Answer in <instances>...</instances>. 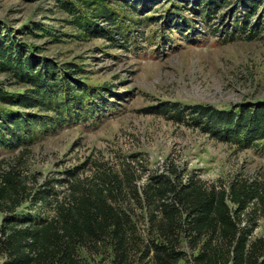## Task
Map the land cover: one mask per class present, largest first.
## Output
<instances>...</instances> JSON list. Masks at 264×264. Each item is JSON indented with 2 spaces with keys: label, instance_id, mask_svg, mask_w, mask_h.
Masks as SVG:
<instances>
[{
  "label": "rangeland",
  "instance_id": "1",
  "mask_svg": "<svg viewBox=\"0 0 264 264\" xmlns=\"http://www.w3.org/2000/svg\"><path fill=\"white\" fill-rule=\"evenodd\" d=\"M71 1L80 13L96 15L94 2L87 7L81 0ZM102 1L111 20L100 15L93 21L109 37L81 33L72 22L73 13L59 0H0V40L27 43L28 52L32 48L34 55L52 59L61 68L74 64L68 84L80 81L85 93L95 88L108 102L101 108L94 98L89 120L63 123L28 146L0 147L2 166L27 148L19 162L35 177L32 186H52L57 198L73 178L66 171L88 176L99 159L114 165L121 160L135 163L142 175L139 184L149 172L170 165L194 173L206 184H227L236 174L264 175V150L238 148L191 123L169 118L173 107L228 109L264 100L261 9L249 12L239 0H221L204 18L201 1L196 0ZM0 83L8 91L25 88L8 73L0 72ZM162 105L165 114L157 111ZM20 112L41 114L37 109ZM53 202L26 201L14 213L17 218L51 217ZM258 223L254 234H264V216ZM80 257L82 264H108L103 254L83 252ZM5 258L0 254V264Z\"/></svg>",
  "mask_w": 264,
  "mask_h": 264
},
{
  "label": "trees",
  "instance_id": "2",
  "mask_svg": "<svg viewBox=\"0 0 264 264\" xmlns=\"http://www.w3.org/2000/svg\"><path fill=\"white\" fill-rule=\"evenodd\" d=\"M59 1L73 13L72 22L81 33L109 37L93 21L100 15L111 20L102 0L80 1L87 7L96 4L94 16L80 13L71 0ZM196 1H201L204 18L222 3ZM239 2L249 12L260 8L264 16V0ZM3 40L0 72L25 88L8 91L0 83V147L28 146L63 123L89 120L94 98L99 99L97 106H108L95 88L87 94L84 83L68 84L74 64L61 68L52 59L34 55L32 46L28 52L27 43ZM29 109L41 114L20 112ZM158 109L168 112L164 105ZM172 110L169 118L191 123L218 141L264 150V100L228 109L195 104L188 111ZM26 149L5 167L0 161V254L6 256L2 264H82L83 252L103 254L108 264H264V234H254L264 216V175L236 174L227 184H206L194 173L170 165L149 172L139 184L142 175L135 163L121 160L114 165L99 159L88 176L66 171L73 178L57 198L52 186H32L35 177L19 162ZM31 200L54 201L52 216L17 218L15 210Z\"/></svg>",
  "mask_w": 264,
  "mask_h": 264
}]
</instances>
